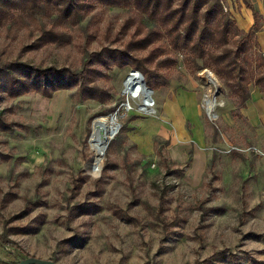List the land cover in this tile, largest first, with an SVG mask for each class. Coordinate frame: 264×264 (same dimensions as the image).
<instances>
[{
	"label": "rangeland",
	"instance_id": "rangeland-1",
	"mask_svg": "<svg viewBox=\"0 0 264 264\" xmlns=\"http://www.w3.org/2000/svg\"><path fill=\"white\" fill-rule=\"evenodd\" d=\"M221 1L233 16L264 0ZM131 13L93 2L80 25L64 29L73 40L63 45H39L33 24L0 27V60L80 69L87 52L121 46L118 32ZM176 58L171 68L151 64L155 88L145 98L129 93L130 65L95 73L106 102L83 98L77 87L52 97L0 94V111L13 123L0 131V233L27 254L0 245L1 261L202 264L227 250L240 259L217 264H264V121L241 114L213 70L191 74ZM112 115L118 132L94 166L93 122ZM91 202L98 206L92 213L75 208Z\"/></svg>",
	"mask_w": 264,
	"mask_h": 264
},
{
	"label": "trees",
	"instance_id": "trees-1",
	"mask_svg": "<svg viewBox=\"0 0 264 264\" xmlns=\"http://www.w3.org/2000/svg\"><path fill=\"white\" fill-rule=\"evenodd\" d=\"M93 2L131 9V15L118 32L121 46H104L87 52L80 69L44 67L21 59L0 60V94L5 92L10 97H18L36 92L52 97L59 90L77 87L75 92L83 98L106 102L110 98L108 92L94 79L100 67L130 65L132 69L139 70L146 84L154 89L155 75L151 64L171 68L176 65V55L179 54L191 74L204 68L213 70L229 87L239 111L250 98L251 84L264 93V57L256 40L260 25L255 21L249 31L240 29L221 0H0V27L33 24L40 33L39 45H63L73 40L65 35V30L80 25L83 8ZM123 34H129V37L123 40ZM165 53L167 55L161 58ZM12 129L13 123L0 111V131ZM0 157L4 155L0 153ZM102 180L101 176L97 183ZM97 207L92 202L75 206L81 214L92 213ZM123 217L131 219L125 214ZM28 229L26 226L10 228L13 233L27 232ZM0 245L27 255L6 234L0 233ZM235 255L227 250H218L205 258L202 264H217L225 258L237 262L240 258ZM16 263L0 260V264Z\"/></svg>",
	"mask_w": 264,
	"mask_h": 264
},
{
	"label": "crops",
	"instance_id": "crops-1",
	"mask_svg": "<svg viewBox=\"0 0 264 264\" xmlns=\"http://www.w3.org/2000/svg\"><path fill=\"white\" fill-rule=\"evenodd\" d=\"M243 4L239 9L233 10V19L238 27L244 31H249L255 21H258L260 29L256 33V40L259 44V51L264 57V1L259 8H254L252 4ZM256 14V16H255ZM241 114L249 118L255 124L264 121V93L258 86L251 85L250 98L246 106L241 109Z\"/></svg>",
	"mask_w": 264,
	"mask_h": 264
},
{
	"label": "bare ground",
	"instance_id": "bare-ground-1",
	"mask_svg": "<svg viewBox=\"0 0 264 264\" xmlns=\"http://www.w3.org/2000/svg\"><path fill=\"white\" fill-rule=\"evenodd\" d=\"M141 74L138 72L131 73L126 81V85H128L129 90H133L137 87H143L141 83ZM210 79L216 81V77L212 72L206 74ZM144 84V80H143ZM146 88V85L144 84ZM148 90V89H147ZM150 91V90H149ZM210 106H214V102L209 101ZM117 117L116 115H112L110 117H100L93 122V131L91 136V146L96 152L95 155V164L94 166L98 165L101 155H103L106 144L108 141L113 138L118 132V125H117ZM98 168V167H97Z\"/></svg>",
	"mask_w": 264,
	"mask_h": 264
},
{
	"label": "water",
	"instance_id": "water-1",
	"mask_svg": "<svg viewBox=\"0 0 264 264\" xmlns=\"http://www.w3.org/2000/svg\"><path fill=\"white\" fill-rule=\"evenodd\" d=\"M132 72H138L143 77V74L139 70L134 69V70H132ZM144 84L146 85L145 81H144ZM147 87L150 91H153L152 88H150L149 86H147ZM16 264H59V263H57L56 261H54L52 259H44V258H39L36 256H28V257H25V258L19 260Z\"/></svg>",
	"mask_w": 264,
	"mask_h": 264
},
{
	"label": "built area",
	"instance_id": "built-area-1",
	"mask_svg": "<svg viewBox=\"0 0 264 264\" xmlns=\"http://www.w3.org/2000/svg\"><path fill=\"white\" fill-rule=\"evenodd\" d=\"M146 88L148 89L147 86H146ZM129 93H130L131 96H135V97L142 96L143 98H145L147 96V91H145V89L143 87H141V86H140V88L137 87V88H135L133 90H130ZM145 101H146V99H145ZM145 103H147V102H145ZM124 105L125 104H123V107H124ZM121 107H122V105H121ZM212 108H213V106L211 107L210 104H209L208 114H209L211 119H214V118H216V115H214L213 112L211 111ZM233 149H238V148L234 147Z\"/></svg>",
	"mask_w": 264,
	"mask_h": 264
}]
</instances>
